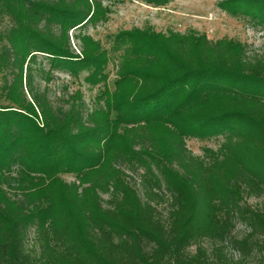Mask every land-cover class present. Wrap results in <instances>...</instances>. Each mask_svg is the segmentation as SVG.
Masks as SVG:
<instances>
[{
  "label": "trees",
  "instance_id": "1",
  "mask_svg": "<svg viewBox=\"0 0 264 264\" xmlns=\"http://www.w3.org/2000/svg\"><path fill=\"white\" fill-rule=\"evenodd\" d=\"M226 7L264 25V0ZM106 14L96 0H0V264L264 261V204L246 203L264 196V42L249 58L228 38L135 29L136 49L116 66L129 78L125 115L88 112L77 93L55 106L37 82L52 74L43 62L49 71L105 68L106 49L81 30ZM109 120L124 124L121 134ZM213 136L222 137L217 150L186 147ZM123 167L141 171V195ZM31 231L37 249L28 250Z\"/></svg>",
  "mask_w": 264,
  "mask_h": 264
},
{
  "label": "rangeland",
  "instance_id": "2",
  "mask_svg": "<svg viewBox=\"0 0 264 264\" xmlns=\"http://www.w3.org/2000/svg\"><path fill=\"white\" fill-rule=\"evenodd\" d=\"M101 3L102 8L107 11L104 22H99L96 27L89 26L81 30L83 34L88 35L91 39L98 42L106 49L105 68L98 69L94 66L91 68H80L75 72L67 70H50L48 63L42 64L45 72L52 73L49 81L38 79L40 90H47L48 96L55 106L69 105V97L73 93L80 96L85 110L91 112L94 108H100V112L114 121L112 116L113 108H117L124 115L122 100L125 95H129L126 87L128 77L124 79L118 76L116 71L117 63L120 57L125 53H130L135 48L131 36L137 31L150 28L155 33H166L168 31H178L180 33L194 32L196 35H202L215 41L220 38H228L236 43L245 46L247 56L252 58L262 54L264 42V25L259 20L252 19L243 13H236L226 7L227 0H174L164 6H155L149 3V0H96ZM254 11L253 13H256ZM79 33H69L72 48L78 54L79 43L72 35ZM122 33L127 34L125 41H119L115 35ZM125 36V35H123ZM123 55V56H122ZM124 81V83H121ZM127 84V85H125ZM124 101V100H123ZM124 119V117L122 116ZM109 120L108 127L114 130L117 135L121 134L124 124L115 127ZM200 140L195 137L186 139V147L193 154L200 156L204 149L217 150L222 143L221 136L212 138H203ZM71 166V164H67ZM79 165V164H77ZM124 172L129 177L131 185H135L139 194L141 193L139 175L129 172L123 167ZM61 178L66 182L74 180L72 174H62ZM141 195V194H140ZM107 199V196H103ZM246 203L251 207H259L264 204V196L260 198H248ZM166 209V204L162 205ZM245 229L237 225L234 236L241 238ZM36 235L33 231L28 234L26 248L37 249ZM200 245L211 251L214 244L208 240H203ZM194 252V247L189 249ZM228 257L238 259L236 252L227 251ZM242 264H264L260 256L255 253L243 261Z\"/></svg>",
  "mask_w": 264,
  "mask_h": 264
}]
</instances>
